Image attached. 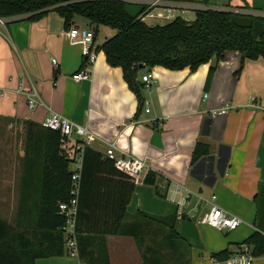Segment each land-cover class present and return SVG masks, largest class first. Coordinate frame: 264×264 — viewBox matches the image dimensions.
I'll return each mask as SVG.
<instances>
[{
  "label": "crops",
  "instance_id": "obj_1",
  "mask_svg": "<svg viewBox=\"0 0 264 264\" xmlns=\"http://www.w3.org/2000/svg\"><path fill=\"white\" fill-rule=\"evenodd\" d=\"M167 3L192 8L202 5L200 0ZM210 3L215 9H239L251 17H264V0ZM192 11L175 14L184 19ZM71 26L94 30L96 58L86 67L90 79L79 83L72 75L84 68L81 46L69 39L70 28L64 27L55 12L37 21L11 20L0 25V131L3 126L11 128L26 122L43 127L58 114L86 127L94 136L90 148L96 152L104 154L114 143L118 152L146 164L126 214L175 216V229L190 246L189 264H230L212 256L222 251L236 253L245 246L243 242L255 232L253 198L258 187L264 186V60L251 61L238 52H228L217 63L212 60L194 71L141 68L138 81L150 74L153 83L142 91L144 103L138 109L137 98L121 68L108 65L103 51L97 50L114 33L103 26L95 30L81 17H75ZM100 30L103 35L98 39ZM52 60L56 61L55 68ZM212 65L215 69L207 81ZM30 93L38 97L32 109L27 105ZM225 108L224 114L212 116V111ZM198 142L207 144L210 154L192 165ZM28 161L25 163L23 149L15 169L7 161L0 164V218H15L23 227L35 222L42 198L41 165ZM152 174L155 177H149L154 184L150 185L144 179ZM108 183L119 190L117 199L126 196L125 179H97L95 186L89 185V199L95 194L89 205L97 209L104 201L103 188ZM212 205L239 218V227L228 232L202 225L200 220ZM118 209L93 210V216L111 219ZM87 237L81 239L82 259L78 246L73 251L65 244L62 255L38 259L35 264H105L95 254L102 243L109 264H144L130 236H105L103 242L99 237ZM253 264H264V256L256 257Z\"/></svg>",
  "mask_w": 264,
  "mask_h": 264
},
{
  "label": "trees",
  "instance_id": "obj_2",
  "mask_svg": "<svg viewBox=\"0 0 264 264\" xmlns=\"http://www.w3.org/2000/svg\"><path fill=\"white\" fill-rule=\"evenodd\" d=\"M207 8L194 11V19L185 21L180 17L165 24L147 25L131 19L125 12L123 0H0V18H14L19 21H37L49 12H55L69 29L75 17H81L95 30L99 26L110 28L113 36L97 49L103 51L108 65L119 67L125 82L135 94L138 109L143 106L144 85L138 81L142 68L156 66L169 70L189 68L196 70L200 65L213 60L217 63L228 52H238L244 59L264 60V33L254 38L253 29H244L232 23L235 15L231 9H215L210 0H200ZM257 20L264 28V17H249ZM215 56V59L213 57ZM209 69L207 81L214 72ZM238 73V72H237ZM137 118V114L134 119ZM28 146L25 148V163L41 165V194L38 214L31 225H9L0 219V264H35L38 259L60 256L65 250V236L62 228L65 219L57 214L59 203L70 199L71 176L69 161L61 152V136L42 126L24 123ZM210 154L207 144L198 142L192 152L194 165ZM147 175L144 181L150 185L154 180ZM98 180L125 179L126 196L117 199L118 189L108 183L104 188L106 198L97 207L89 205V185ZM98 181L97 185H101ZM124 187V186H123ZM135 183L119 173L103 154L86 147L79 179L77 215L75 218V242L78 257L83 258L81 239L105 236H130L141 251L144 264H189L190 246L175 229V216L153 217L142 212L133 216L126 214ZM159 195V193H157ZM164 197V194H160ZM253 202L256 206L253 232L243 244L251 248L252 256H264V186L260 185ZM119 212L111 219L93 216V210ZM163 231V236L161 235ZM148 239V240H147ZM46 243V244H45ZM93 258L94 259V252ZM98 261L109 264L105 247L95 252ZM234 253L222 251L212 256L224 261Z\"/></svg>",
  "mask_w": 264,
  "mask_h": 264
},
{
  "label": "built area",
  "instance_id": "obj_3",
  "mask_svg": "<svg viewBox=\"0 0 264 264\" xmlns=\"http://www.w3.org/2000/svg\"><path fill=\"white\" fill-rule=\"evenodd\" d=\"M126 3L143 6V10L137 16V19L145 24L147 21L165 24L177 17L175 14L177 11L180 10V12L184 13L185 10L187 11L191 9L189 6L169 4L167 3V0H149L145 2H130L127 0ZM231 12L235 16L251 17L249 13L245 11L243 12L239 9H231ZM11 20L15 19L0 18V25H5ZM67 35L72 42L80 44L84 63V68L73 74L72 79L76 83L87 81L90 79V73L86 70V67H90L96 58V52L92 47L94 30L91 27L82 28L80 26H71ZM52 65L54 68L56 67L55 60H52ZM141 82L144 85L143 89L148 90L153 83L151 75H143L141 77ZM26 92L30 91L27 90ZM37 99L38 97L36 96V93H30L28 95L27 105L29 109H32L37 104ZM226 110L227 108L219 111H212V116L224 114ZM145 111L148 112L147 109ZM43 127L60 134L62 138L60 147L62 155L70 163V171H72L70 199L68 202L58 204L57 214L65 219V225L62 228L65 236V244L68 249L74 251L76 248L74 227L77 215V199L79 193L80 172L83 163V153L86 147L91 146L94 136L86 127L76 125L58 114H53L49 120L43 124ZM103 156L113 164L114 168L119 173L134 183L139 181L146 170V164L143 161L131 156H125L118 152L114 143L108 145ZM211 200L214 201L215 196H212ZM200 223L218 231L232 232L239 227L241 220L226 214L218 206L212 205L210 210L201 218ZM72 256H75V254L72 253ZM254 259L255 257L251 254V248L245 245L226 260L230 264H253Z\"/></svg>",
  "mask_w": 264,
  "mask_h": 264
},
{
  "label": "rangeland",
  "instance_id": "obj_4",
  "mask_svg": "<svg viewBox=\"0 0 264 264\" xmlns=\"http://www.w3.org/2000/svg\"><path fill=\"white\" fill-rule=\"evenodd\" d=\"M124 1L126 2L127 0H124ZM209 6H211V3L209 4ZM215 6L220 7V5H215ZM205 8L207 7L201 5L198 8L191 7V10H193L192 12H194L195 10L205 9ZM192 12L184 16L185 21L192 20V18L194 17V14ZM146 24L156 25V22L147 21ZM105 29L110 31L112 34L114 33V31L111 30L110 28H105ZM102 35H103V32L100 30L98 33V39H101ZM28 144L29 143L26 137V131H25L24 125L19 123L17 125H13L11 128L8 126H3L0 131V164L2 161H5V162L7 161L8 164H10L11 166H14V169H15V166L17 165V159L20 158V154L22 153V150L25 149L26 146H28ZM13 207H14L13 210H15V204L13 205ZM6 208H8L7 205H6ZM12 215H14V213H12ZM2 220H5L11 226H15L17 224V221L15 218H9V219L6 218Z\"/></svg>",
  "mask_w": 264,
  "mask_h": 264
},
{
  "label": "water",
  "instance_id": "obj_5",
  "mask_svg": "<svg viewBox=\"0 0 264 264\" xmlns=\"http://www.w3.org/2000/svg\"><path fill=\"white\" fill-rule=\"evenodd\" d=\"M142 10L143 6L139 4L125 5V12L131 19H136ZM232 23L239 28H252L255 39L259 38L264 33V28L262 27L261 23L257 20H252L249 17L234 16L232 17ZM213 59H215V56L213 57ZM140 68H142V66H140Z\"/></svg>",
  "mask_w": 264,
  "mask_h": 264
}]
</instances>
